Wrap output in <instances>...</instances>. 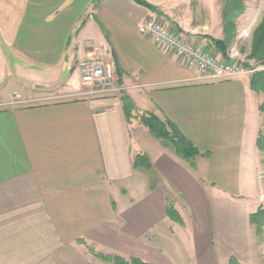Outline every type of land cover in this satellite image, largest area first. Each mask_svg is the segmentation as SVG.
<instances>
[{
	"label": "crops",
	"instance_id": "obj_1",
	"mask_svg": "<svg viewBox=\"0 0 264 264\" xmlns=\"http://www.w3.org/2000/svg\"><path fill=\"white\" fill-rule=\"evenodd\" d=\"M143 1L154 9L134 0H0V104H8L0 109V264H113L81 241L167 264L162 244L190 234L188 223L169 222V196L183 212L194 199L205 204L207 190L239 207L255 234L250 216L264 206V95L252 90L251 75L208 80L139 32L160 18L203 47L224 36L220 0ZM90 58L114 66L118 59L137 113L167 117L207 156L193 168L139 119L132 132L122 94L91 97L73 82ZM54 93L69 99L9 106L14 95L29 101ZM139 153L152 170L134 168ZM140 205L153 215L136 213ZM157 209L163 230L154 223ZM206 231L211 241L218 237Z\"/></svg>",
	"mask_w": 264,
	"mask_h": 264
},
{
	"label": "rangeland",
	"instance_id": "obj_2",
	"mask_svg": "<svg viewBox=\"0 0 264 264\" xmlns=\"http://www.w3.org/2000/svg\"><path fill=\"white\" fill-rule=\"evenodd\" d=\"M244 1L246 5V11L237 21V35L236 38L229 44L227 53L229 55V58L235 59V61L239 62V64L244 65L247 69H254L256 67V62L250 58V54L252 52L255 31L264 18V0ZM220 5L223 8V0H220ZM209 39L211 40V42H207V44H205V46L203 47L207 48L218 59H224L219 49L216 48L214 41L224 40L225 37H209ZM196 46L202 47L199 45ZM73 82L76 84H80L82 82V75L80 70L75 72ZM85 87V91L93 90L94 88L88 86ZM16 90L17 89L12 86L9 88L8 92ZM18 92L20 93L22 92V90L18 89ZM113 94L115 93L92 94L90 96L108 97ZM52 95L53 96H43V98L29 101H23L22 98L17 99L15 100V105L9 106H39L69 99L67 94H61V96H59L54 93ZM5 107L8 106L5 105L2 108ZM135 121L136 120L133 119L130 122L132 132H135L138 127L136 126ZM142 129L146 131L144 127H142ZM262 135H264V131H262ZM145 198L147 197H141V199ZM169 198L173 202L175 209L179 212L183 221L184 219L187 221L183 224L188 223L190 234L188 236H185L184 234L176 233V235L172 237V239H170L168 245H166L167 241L162 244V241L158 239L160 241V244H162V247H164V249H166L168 253L167 264H226V260L229 258L236 259V257L238 256H247V254L251 258L247 259L246 263L244 261V264H264V235L262 237H258L256 235V230L255 234L254 232L252 234L248 233V230L244 228V219H246V224L250 225L249 217H246V215L240 211L239 207L231 206L223 202H218L217 200L212 198L209 190L205 191V204H197L194 199L195 204L189 207V209L187 210L184 209L183 212L179 210L180 208L177 206L178 201L176 200L175 196H169ZM146 206L147 205H145V207ZM127 207L128 206L126 205L123 206V208L129 210V208ZM142 209H144V207L140 205L139 212L136 213L144 214L147 216L149 213L150 215H153V211H151V209H146V211L144 212ZM252 212L254 213L256 211ZM155 215L157 217L154 219V223L156 222L157 225L161 224L162 230L165 229L163 225L166 224V222L162 221L159 218V216L161 215V211L159 212V210L157 209ZM169 222L173 221L170 219ZM206 230H213L215 232V236L218 237H216L215 240L213 239L211 241L208 235V231ZM215 242L216 245L214 244ZM236 260L239 262L238 259Z\"/></svg>",
	"mask_w": 264,
	"mask_h": 264
},
{
	"label": "trees",
	"instance_id": "obj_3",
	"mask_svg": "<svg viewBox=\"0 0 264 264\" xmlns=\"http://www.w3.org/2000/svg\"><path fill=\"white\" fill-rule=\"evenodd\" d=\"M134 1L141 6L154 9L152 5L143 0ZM97 2H100V0H97ZM245 11L246 5L244 0H223L222 25L225 39L215 40L214 43L224 59L230 60L227 49L229 44L236 38L237 21ZM250 58L256 62V67L253 69L254 72L251 74L252 90L264 95V18L255 31ZM115 69L118 75L119 86L123 87L125 72L120 66L118 59L115 60ZM122 102L125 116L129 122L133 119H139L140 123L155 139L161 141L165 147L172 148L178 157L190 163L193 168L196 167V159L198 157L207 156V154H202L182 130L167 117L162 118L154 113H137L132 99L124 94V92H122ZM260 110L264 113V103L261 104ZM258 148L264 152V135L262 134L258 139ZM133 165L135 169L152 170L151 160L144 153H139L135 156ZM166 214L173 222L183 225L184 221L170 198L168 199ZM250 222L256 230V235L262 237L264 235V206L250 216ZM81 243L87 247L94 257L105 262L113 264H151L139 258L126 259L119 255L105 254L97 251L83 241ZM229 264L240 263L235 258H231Z\"/></svg>",
	"mask_w": 264,
	"mask_h": 264
},
{
	"label": "built area",
	"instance_id": "obj_4",
	"mask_svg": "<svg viewBox=\"0 0 264 264\" xmlns=\"http://www.w3.org/2000/svg\"><path fill=\"white\" fill-rule=\"evenodd\" d=\"M139 32L152 40L161 50L177 56L184 66L203 72L211 81L230 80L242 75H250L247 69L235 59H218L207 48L196 46L185 34L160 18H152L143 23ZM84 86L94 87L92 94H122L114 64L100 59H86L79 65ZM19 95H14L9 105H15ZM8 104H0V109Z\"/></svg>",
	"mask_w": 264,
	"mask_h": 264
}]
</instances>
